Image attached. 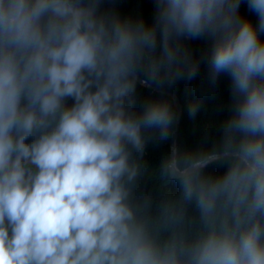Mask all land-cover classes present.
<instances>
[{"label": "clouds", "instance_id": "clouds-1", "mask_svg": "<svg viewBox=\"0 0 264 264\" xmlns=\"http://www.w3.org/2000/svg\"><path fill=\"white\" fill-rule=\"evenodd\" d=\"M240 4L154 0L149 23L104 0H0V264H264V0H247L256 25ZM201 63L213 88L230 78L228 114L162 160L179 197L152 222L139 159L175 141L172 90Z\"/></svg>", "mask_w": 264, "mask_h": 264}, {"label": "trees", "instance_id": "trees-1", "mask_svg": "<svg viewBox=\"0 0 264 264\" xmlns=\"http://www.w3.org/2000/svg\"><path fill=\"white\" fill-rule=\"evenodd\" d=\"M104 8H115L122 16L142 17L151 22L154 15V0H104ZM239 14L249 19L253 25L258 17L249 11L247 0H241ZM264 40V34H260ZM192 51L195 59H200L207 53L210 42L205 39L187 40L184 42ZM142 96L149 95L148 89H141ZM177 94L182 104V114L179 121L177 148L195 150L208 146L219 133L216 122L227 116V108L231 103L230 78L221 75L213 88L207 81L206 65L200 64V75L196 80L185 84L178 82L172 90ZM194 102L200 103V109L195 116H190L188 106ZM72 103L71 100L68 101ZM166 155H169V143L152 140L144 158L139 159L142 172L133 187V202L140 205L150 221L155 222L163 208L172 204L179 197V187L175 182L166 181L161 175L160 165ZM214 172L215 169H209ZM198 213L194 206L186 208V227L194 230ZM188 221H192L190 225ZM166 235V234H165Z\"/></svg>", "mask_w": 264, "mask_h": 264}, {"label": "water", "instance_id": "water-1", "mask_svg": "<svg viewBox=\"0 0 264 264\" xmlns=\"http://www.w3.org/2000/svg\"><path fill=\"white\" fill-rule=\"evenodd\" d=\"M172 95L175 96V105L177 107V111L179 113V120L178 123L176 124L175 128H174V133H175V141L173 143H169V155H171L176 149H177V140H178V128H179V121H180V117L182 114V104L180 101V98L178 97L177 94L172 92Z\"/></svg>", "mask_w": 264, "mask_h": 264}]
</instances>
